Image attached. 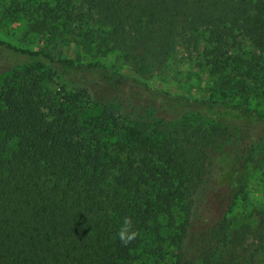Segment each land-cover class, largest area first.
I'll use <instances>...</instances> for the list:
<instances>
[{"label":"trees","instance_id":"obj_1","mask_svg":"<svg viewBox=\"0 0 264 264\" xmlns=\"http://www.w3.org/2000/svg\"><path fill=\"white\" fill-rule=\"evenodd\" d=\"M78 4L0 0V23L25 21V40L44 33L59 45L73 35L90 57L0 38L9 77L0 89V264H215L230 242L232 183L264 145V114L155 89L103 59L118 54L145 77L182 40L203 39L217 89L264 92V0ZM193 115L219 125L229 146L175 123ZM124 217L137 232L128 244L118 237ZM258 232L264 253V220Z\"/></svg>","mask_w":264,"mask_h":264},{"label":"rangeland","instance_id":"obj_2","mask_svg":"<svg viewBox=\"0 0 264 264\" xmlns=\"http://www.w3.org/2000/svg\"><path fill=\"white\" fill-rule=\"evenodd\" d=\"M76 1L79 4L81 3V0ZM78 24L81 25V23ZM91 25L96 29H101L94 21ZM68 26L71 31L75 28L71 14L68 16ZM81 26L86 27L87 25ZM26 29L27 24L25 21L10 26L0 23V38L10 41L18 47L43 49L52 53L55 58L69 57L82 62L90 58L85 54L82 47L75 43L73 35H71V41L55 45L48 42V36L44 33L39 35L35 33L33 41L25 40ZM207 54L208 49L203 39L191 42L182 40L165 65L145 77L138 75L118 54L107 56L103 61L107 65L115 66L120 73L140 78L155 89L189 99L221 100L239 104L247 109L252 108L264 114V92L253 90L240 97V94L231 95L229 91L217 89L216 77L212 75L211 67L207 63ZM7 78H9L8 74L1 72L0 69V89ZM56 84L54 87H56ZM97 112L98 110L93 108L84 113L83 118L86 121H91ZM175 123L179 126L186 124L199 126L214 132L216 144L220 148H226L230 144L227 134L219 125H216L207 117L193 115L180 118ZM175 127L176 125H173L171 131ZM232 184L234 185V191L230 192L228 198L232 209V222L229 229L230 242L221 251L215 264H264V253H262V250L257 249L259 247L258 230L260 223L264 220V145L258 146L253 152L249 164L247 167L242 168ZM227 195V193L222 195L223 198H226V201ZM158 249L165 252L166 256L168 255L166 252H169L170 255L174 253V249H168L166 245L163 249Z\"/></svg>","mask_w":264,"mask_h":264},{"label":"clouds","instance_id":"obj_3","mask_svg":"<svg viewBox=\"0 0 264 264\" xmlns=\"http://www.w3.org/2000/svg\"><path fill=\"white\" fill-rule=\"evenodd\" d=\"M137 236V232L134 230L133 221L130 217H124L118 230V237L124 244H128L134 240Z\"/></svg>","mask_w":264,"mask_h":264}]
</instances>
